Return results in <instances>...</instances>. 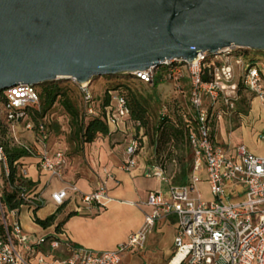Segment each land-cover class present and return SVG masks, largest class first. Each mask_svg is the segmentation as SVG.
<instances>
[{
  "label": "built area",
  "instance_id": "obj_1",
  "mask_svg": "<svg viewBox=\"0 0 264 264\" xmlns=\"http://www.w3.org/2000/svg\"><path fill=\"white\" fill-rule=\"evenodd\" d=\"M250 48L230 46L217 53L199 51L194 62L182 59L166 60L160 66L131 73L136 78L154 84L161 71V80L175 84L177 91L190 85L189 107L196 128L189 133L193 152L192 173L187 184L174 185L165 168L155 162L145 166V175L167 185L166 190L149 194L147 204L153 207L144 224L127 241L114 249L94 250L77 246L59 236L34 238L23 227V209L36 212L48 204L56 206L77 199L89 211L101 210L109 199L105 180L94 191L85 192L74 182L65 181L68 158L62 149L50 143V131L45 119L31 120L29 108L41 107L37 86L19 83L0 90V126H6L14 143L24 148L27 156L11 162L6 146L0 141V264H31L28 253L48 242L51 248L64 245L68 255L60 264H121L129 253L145 247L157 220L176 217L174 253L177 264H264V154L254 152L247 144H222L215 139L217 124L236 108L241 86L258 99L264 112V56L251 53ZM87 113L95 114L93 93L89 84H79ZM129 107L124 96L114 93L106 107L112 131L125 129V157L122 169L131 172L139 166L140 154L146 149L133 125L127 123ZM168 108L161 110L166 115ZM33 136L29 142L15 134L18 124ZM264 145V125L259 133ZM35 168L48 177L39 182L30 172ZM109 173L107 168H104ZM109 175V174H108ZM54 180L62 184L53 185ZM206 182L210 198H205L199 184ZM44 256L38 257L44 263Z\"/></svg>",
  "mask_w": 264,
  "mask_h": 264
},
{
  "label": "water",
  "instance_id": "obj_2",
  "mask_svg": "<svg viewBox=\"0 0 264 264\" xmlns=\"http://www.w3.org/2000/svg\"><path fill=\"white\" fill-rule=\"evenodd\" d=\"M264 52V0H0V90Z\"/></svg>",
  "mask_w": 264,
  "mask_h": 264
},
{
  "label": "rangeland",
  "instance_id": "obj_3",
  "mask_svg": "<svg viewBox=\"0 0 264 264\" xmlns=\"http://www.w3.org/2000/svg\"><path fill=\"white\" fill-rule=\"evenodd\" d=\"M251 53L255 56H264V52L251 50ZM129 74H119L112 76H98L94 77L89 84L90 89L97 95H101L104 88L107 85L113 84L117 81L131 82L132 76ZM161 71L158 72L156 80L158 85L155 89L146 82H133L132 86L135 90L152 96V104L155 106L156 119L164 107H168L169 112H172L174 105H179L186 107L185 95L177 91L175 84L168 80H161ZM64 82H70V79L60 78ZM73 81V80H72ZM41 85H38L40 89ZM250 99V110L248 115L241 114L239 116H232L229 118H224L217 124V130L215 131V139L222 144L236 145L238 143H245L251 149L255 150L257 153L264 154V145L261 142V137L259 135L262 130V125L264 122V112L258 99L252 98L251 94L242 93ZM252 99V100H251ZM1 116V114H0ZM2 117V116H1ZM0 117V118H1ZM153 119V120H154ZM47 120L50 125V143L55 149H62L67 158L69 159L67 176L68 179H88L93 178V175L97 174L98 170L101 168H108L111 165V161L114 158L117 160L118 167L122 169L124 152V134L115 133L108 136H99L93 143H86L83 146L79 145L72 137L70 125L68 121V116L66 115L64 109L61 105L56 103L48 112ZM152 120V119H151ZM26 122L18 124L15 128L16 136L23 142H29L32 139L30 132L25 129ZM8 131L2 134L8 137ZM192 156L186 155V160L190 162ZM166 165V171L168 176L172 178L175 176L176 172L180 171V165L177 160L171 162L163 158ZM158 162L155 150L150 146L140 154L141 166H147L152 163ZM141 167V169H143ZM123 170V169H122ZM30 172L33 173V168H30ZM67 180V181H69ZM157 178L142 177V187H147L153 185ZM53 185L59 187L58 180L53 181ZM205 198H210L208 183L203 182L199 184ZM52 209L50 205L44 206L40 211V216L48 215V212ZM57 217L63 214V210L57 211ZM134 214L137 217L140 216V211L138 208L134 210ZM155 228L149 234L148 240L145 247L129 253L125 257L122 264H168L171 255L174 253L173 245V233L174 227L171 223L165 221H160L155 224ZM167 228H171L172 232L169 234L166 232Z\"/></svg>",
  "mask_w": 264,
  "mask_h": 264
},
{
  "label": "trees",
  "instance_id": "obj_4",
  "mask_svg": "<svg viewBox=\"0 0 264 264\" xmlns=\"http://www.w3.org/2000/svg\"><path fill=\"white\" fill-rule=\"evenodd\" d=\"M129 75L132 76L131 82L117 81L107 85L101 95L92 92V104L95 108L94 115L87 113L83 93L79 85L71 79L69 80L70 82L62 80L44 82L40 84V89L37 87L41 98V107L31 106L29 108L30 119L36 121L45 119L50 131L51 124L47 120V114L58 103L68 116L73 139L83 146L86 143H93L99 136L105 137L120 132L119 130L112 131L108 124L106 107L111 104L114 93L122 95L126 98L130 110L127 123L135 127L136 133L141 139V145L145 144L146 147L150 146L155 150L156 157L159 159L158 162L165 170L166 165L163 158H166L169 162L176 159L179 162L180 171L175 173L173 181L169 176L171 183L174 185L187 184L193 166V152L189 142V133L191 129L196 128V122L189 107L190 85L188 81L185 82L183 91L180 92L186 97L187 108L174 105L172 112H169L168 109L166 115L163 116L159 113L158 117L154 119L156 116L155 106L159 101H156V104H152V96L149 97L135 90L132 86L133 82L146 81L136 78L132 74ZM150 85L155 89L158 85L157 80ZM243 92L251 94L254 100V95L241 86L236 108L231 114H227L225 118L236 117L241 114L248 115L251 108L250 99L246 95H242ZM262 123L264 125V122ZM6 130V126H0V141L6 146L11 162H21L20 160L27 156V152L24 148L14 143L11 135L8 133V137L2 135L6 133ZM187 154L192 156L190 162L186 160ZM61 208H58L57 211L61 210ZM56 219L57 212L45 219L36 217V221L45 228L53 225ZM60 226L61 223L57 225V229Z\"/></svg>",
  "mask_w": 264,
  "mask_h": 264
},
{
  "label": "crops",
  "instance_id": "obj_5",
  "mask_svg": "<svg viewBox=\"0 0 264 264\" xmlns=\"http://www.w3.org/2000/svg\"><path fill=\"white\" fill-rule=\"evenodd\" d=\"M121 128V130L124 131V123L121 124ZM123 131L120 133H123ZM123 145V152L125 155V144ZM253 151L256 152L255 150ZM117 163V160L113 158L111 165L107 168L109 173H106L104 168H101L98 170L97 174L93 175V178L88 179L76 180L72 178L69 180L67 176L68 167L66 169L64 175L65 181L69 180L70 182L78 184L85 192L96 190L103 180L107 182L110 190V197L105 201L101 210L89 211L80 205L77 199H73L61 206L63 214L57 217L53 225L45 228L36 221L30 211L23 209L20 218L25 231L37 239L43 237H56L57 235L61 239L69 240L74 245L100 251L114 249L119 243L127 241L129 236L144 224L146 214L153 211V207L147 204L150 192L166 190L167 185L158 179L155 180L153 185L143 188L141 186L142 177L146 176L144 173L146 165L143 166V168L140 159L139 166L131 172L120 169ZM141 167L143 169H141ZM31 174L34 178L40 179L38 180L39 182H44L48 177L47 173L40 172L35 168H33V173ZM58 183L60 185L62 184L59 180ZM47 205L52 207L48 215H39V211L43 208L42 207L36 212L37 217L45 219L60 208L50 201V198ZM136 208L140 211V216L137 218L134 214ZM160 221H167L174 227V245L177 225L176 217L174 215L164 216L157 220L155 224ZM60 223L61 226L57 229V225ZM165 229L166 232L171 234V228L167 230L165 227ZM22 251L31 264H60L61 260L68 255V251L64 245H61L59 248H51L48 242L38 246L34 252L28 253L24 248H22ZM40 255L44 256V263L38 262V257ZM125 257H127V255Z\"/></svg>",
  "mask_w": 264,
  "mask_h": 264
},
{
  "label": "bare ground",
  "instance_id": "obj_6",
  "mask_svg": "<svg viewBox=\"0 0 264 264\" xmlns=\"http://www.w3.org/2000/svg\"><path fill=\"white\" fill-rule=\"evenodd\" d=\"M179 260V256H177L170 264H177Z\"/></svg>",
  "mask_w": 264,
  "mask_h": 264
}]
</instances>
